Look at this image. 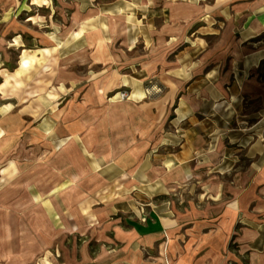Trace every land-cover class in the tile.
I'll use <instances>...</instances> for the list:
<instances>
[{"label":"crops","instance_id":"0c3cea01","mask_svg":"<svg viewBox=\"0 0 264 264\" xmlns=\"http://www.w3.org/2000/svg\"><path fill=\"white\" fill-rule=\"evenodd\" d=\"M0 264H264V0H0Z\"/></svg>","mask_w":264,"mask_h":264},{"label":"built area","instance_id":"2783aa9c","mask_svg":"<svg viewBox=\"0 0 264 264\" xmlns=\"http://www.w3.org/2000/svg\"><path fill=\"white\" fill-rule=\"evenodd\" d=\"M121 98L122 99H125L126 98V95L123 93V94H121Z\"/></svg>","mask_w":264,"mask_h":264},{"label":"rangeland","instance_id":"374dc122","mask_svg":"<svg viewBox=\"0 0 264 264\" xmlns=\"http://www.w3.org/2000/svg\"><path fill=\"white\" fill-rule=\"evenodd\" d=\"M122 99V98H121ZM123 100V99H122Z\"/></svg>","mask_w":264,"mask_h":264}]
</instances>
